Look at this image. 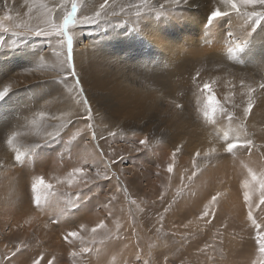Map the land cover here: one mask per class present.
I'll return each mask as SVG.
<instances>
[{
  "label": "rangeland",
  "instance_id": "1",
  "mask_svg": "<svg viewBox=\"0 0 264 264\" xmlns=\"http://www.w3.org/2000/svg\"><path fill=\"white\" fill-rule=\"evenodd\" d=\"M102 3L103 0H82L81 11L90 15ZM113 3L117 11L119 6H125L127 14L92 25H75L70 28V32L75 34L74 55L78 50L83 51L89 65L102 67L100 71L91 70L105 84L124 82L128 86L136 83L138 89L143 87L148 92L153 91L155 84L158 93L165 98L159 105L161 115L157 119L160 121L146 119L143 127L150 123V130L147 131H142V124H135L129 129L126 127L125 130L122 128L123 122L112 120L102 113L103 110H94L98 137H104L98 144L91 139L90 131L84 130L86 122L81 121L71 129L73 133H76L77 128L81 129L76 135L79 145H73L76 139L70 144L65 143L67 135L36 148H23V142H20V151L25 153L23 164L16 163L15 151L7 147L5 136L8 138L9 133H1L0 149L4 146L9 153L3 157L6 160L4 164H0V264H31L40 257H43L40 264H48L49 261L51 264H165V258L167 264H255L260 259V253L255 241V230L247 218L244 182L240 178L236 179L238 170L235 165L252 155L263 160L264 164V144H259L258 135L250 130L257 126L264 134V122L247 120L248 132L256 145L251 155L243 149L234 150L235 154L227 153L222 133L229 130L228 121L223 119L217 127H208V121L199 116L197 97L187 84V79L170 82L169 74L175 71L183 75L182 68L195 67H202L203 74L207 71L204 67L208 64L203 61L206 58L214 72L209 71L210 74L204 75L209 74L212 80H216L217 75L223 77L227 94L234 91L232 99L236 101L243 88L248 91V86L256 87L258 83L264 82V56L256 52L258 47L264 52V37L261 40L256 37L259 29L264 31V24L251 31L247 26L241 28L242 22L238 18L223 17L220 18L225 22L223 26L217 22L214 24L220 30L216 39L207 40L204 36L208 35L213 25V22L212 25L208 23L209 13L219 6L217 0H186L178 6L168 3V0H149V8L153 10L145 9L139 17L135 15V8L127 7L138 4L139 0H113ZM161 4H164V8H160ZM2 5L3 0H0V16L6 11ZM9 6L13 9L14 17L20 14L16 23H27L32 27L39 23L35 19V11L29 20L27 8L31 6L30 3L9 0ZM190 6L196 7L195 16L199 18L195 22L201 23L203 29L196 32L193 44L190 38L186 40L183 35L176 34V45L184 49L178 54V47H173L174 51L169 48L166 53V48L160 49L155 44L157 38L165 37H159L152 31L146 32V25L154 22L158 26L171 18L179 20L182 15L191 17L193 8ZM189 24L182 20L181 26ZM177 25L172 23L174 28ZM9 28L7 33L0 32V90L8 85L12 88L0 100L2 129L15 114V120L23 122L19 116L22 109H25L24 115L27 118L42 109L57 111L50 106L55 101L53 97L61 94L54 88L62 84L49 78L57 76V72L50 68H39L42 62L51 66L48 58L56 47L55 40L36 35L16 36L12 34L14 31L27 32L28 29L16 28L12 23ZM161 28L168 31L165 25ZM242 30L248 36L249 57L241 51L233 58L228 53L231 46L228 36L232 33L238 38ZM202 33L206 34L200 36ZM171 38L168 40L174 42ZM118 39L120 42L129 40V47L123 43L117 45ZM135 39L145 43L148 48L130 44ZM145 52H150L153 63L150 57H141ZM29 69H35V72ZM241 79L245 82L243 87ZM165 81L168 85L164 84ZM252 95L257 106L264 104V92L258 89ZM47 101L50 103L45 104ZM90 103L93 105L92 101ZM178 104L183 107L178 109ZM177 118L182 119L186 125V132H193L184 135L189 137V142L179 143L162 138L168 131L166 124L177 126ZM220 124L222 130L218 128ZM236 126L231 125L232 128ZM204 130L209 133V137L198 139L195 135ZM112 132L116 135H109ZM217 133L221 134L219 139ZM145 137L149 139L150 147L136 151L138 141ZM210 146L217 148L211 160L203 154ZM177 147L180 151L173 162L172 152ZM24 149L27 150L24 152ZM197 150L201 151L200 157H195ZM115 154L127 158L111 165L108 171L110 179H101L83 189L77 199L65 196L62 194L64 186H57L61 194H49L47 199L42 196L39 207L33 203L31 185L38 177L43 176L46 181L54 182L55 177L62 178L73 166H78L82 157H88L89 163H93L101 176H104L102 160L107 161ZM170 163H174L171 173L167 171ZM194 171L196 174L193 176ZM217 194L218 199L213 207L215 218L208 224L200 217L205 205ZM256 198L254 201L258 200ZM106 203L107 208L104 207ZM109 211L111 215H108ZM256 215L259 219L262 213L257 212ZM101 220L110 231L105 235V229L98 230L93 241L91 228ZM81 225L85 226L84 230H81ZM71 231H79L85 239L81 241L70 237L72 242H66L64 236ZM117 236L119 239H116ZM206 244L209 247L199 252L198 249L204 248ZM82 247L92 248L93 251L72 257L71 252L79 251ZM16 248H20L21 252L11 262L6 261L4 257Z\"/></svg>",
  "mask_w": 264,
  "mask_h": 264
},
{
  "label": "snow or ice",
  "instance_id": "2",
  "mask_svg": "<svg viewBox=\"0 0 264 264\" xmlns=\"http://www.w3.org/2000/svg\"><path fill=\"white\" fill-rule=\"evenodd\" d=\"M186 2V0H168V3L172 5H180ZM25 4H31L27 8L29 14V20L33 18V12L35 11L37 15L35 19L39 23L32 27L27 23H16L19 13L16 17L12 15L13 9L9 6V0H3V7L6 9L4 14L0 16V32L7 33L10 31L9 24L12 23L16 28L24 27L28 31H14L12 34L16 36L25 35H36L54 39L56 42V47L53 49L56 55V63L54 65H46L42 62L39 65L41 69L50 68L52 71L58 73L55 77H49L60 81L63 84V90L59 96L53 97L57 105H63L57 111H47L39 110L36 111L31 120V126L43 130V135L40 141L36 142L33 147H39L40 144L47 143L49 141L55 140L57 138L68 136V140L65 143H71L76 139V135L81 131L80 128L76 129V133H73L71 129L76 127V125L84 121L85 131H90L91 139L93 141H98L104 139L101 135L98 137L97 129L95 127L96 115L94 114L93 105L90 103L87 96L85 87L81 81L79 74V67L77 60L74 55V36L73 32H70V28L75 25H92L96 24L102 20H107L110 17H118L121 14H127V9L125 6H119V11L116 10L113 0H103V3L99 6L98 10L92 14H83L81 11L82 0H24ZM219 6H216L211 12L208 18V23L211 24L223 17H235L238 18L241 23V28L247 26L248 29L254 31L256 27L264 24V0H217ZM70 5V7H69ZM128 8H135V15L139 17L141 12L145 9L149 11L153 10L149 8V0H139L138 4L128 5ZM160 8H164V4L160 5ZM62 21V22H61ZM229 43L231 46L228 48V53L230 56L235 58L238 53L243 51L244 45L246 43L247 37L243 36L240 38H235L232 33L229 34ZM29 71L35 72V69H29ZM199 73L196 74V78H199ZM244 80L241 79L240 84L244 86ZM235 88V85H233ZM264 92V82H260L256 87L248 86V99L246 106L242 108L239 115L236 109L239 107L232 101L231 108L228 107L227 101L230 100L234 95L233 92H229L228 96L225 98V102L222 104L221 101L214 94L209 83L203 84V91L207 92V104L203 108V115L205 118L211 119L213 124L218 121L215 119L217 112L220 113L223 119H226L229 124V130L222 133V139L225 144V151L229 154H235L234 150L243 149L248 152L249 155L252 154L253 149L256 147L252 135L248 132L247 120L248 117L252 115L253 108L255 107V101L252 97V93L257 92V90ZM12 90L11 85L5 86L0 90V100H2L10 91ZM50 103L47 101L45 104ZM176 107L182 108V105H176ZM83 109V111H80ZM237 124L236 128H232L231 125ZM232 132V135H229ZM28 135V131H14L7 139V144L12 147L15 151V161L18 164L24 163V155L15 146V142L18 137ZM111 136H115L116 133H109ZM221 136L217 133V138ZM150 147V142L147 137L140 139L138 141V147L136 151H142ZM102 151V150H101ZM115 151V150H113ZM180 148L177 147L172 152V160L175 161L177 152ZM217 153V148L215 146H210L203 154L205 157L211 158ZM201 151L197 150L195 152V157H200ZM127 157L122 154H115L111 159L103 161L105 175L101 176L100 172L89 163L86 157H82L81 163L78 166H73L70 171L67 172L62 178L55 177L54 182H49L44 179L43 176L38 177L35 182L31 185L32 192L34 193L33 203L39 207L41 204L42 196L47 199L48 195L56 196L61 194L57 186H64L65 191L62 193L67 197H79L80 192L88 188L90 185L97 183L101 179H110L108 171L111 165L123 162ZM174 168V163H170L167 166V171L171 173ZM199 169H197L198 171ZM196 172L194 171L192 175L194 176ZM248 174L250 179L244 181V199L247 203V218L251 222V226L255 230V241L258 245V250L260 253V259L255 262V264H264V171L257 172L252 168H248ZM113 175H115L113 173ZM259 189L258 200L254 201L252 199L253 194L256 189ZM218 195L212 196L208 204L205 205L204 210L201 214V219H204L206 223L211 224L212 220L215 218V213L213 207L217 202ZM114 199V197H113ZM111 200L108 201L110 203ZM107 203L104 207L107 208ZM262 213L261 218L258 219L256 213ZM108 215H111L109 211ZM163 217H161V221ZM187 227V225L185 226ZM85 226L81 225V230H84ZM105 229V235L108 234L110 230H107V225L103 220H101L95 227L91 228L92 239L95 240V236L98 230ZM70 237L78 238L83 241L84 236L80 235L79 231H71L64 236L66 242L71 243ZM111 238V237H109ZM116 239H119L117 236ZM103 243V240L101 241ZM209 245H205L204 248L198 249L199 252L205 251ZM92 248L82 247L79 251L73 250L71 252L72 257H80L84 253L92 252ZM21 252L20 248H16L6 255L4 259L11 262L13 257L17 256V253ZM139 258V257H138ZM39 259L33 260L31 264H40ZM51 264V261L48 262ZM165 264H167V258H165Z\"/></svg>",
  "mask_w": 264,
  "mask_h": 264
},
{
  "label": "bare ground",
  "instance_id": "3",
  "mask_svg": "<svg viewBox=\"0 0 264 264\" xmlns=\"http://www.w3.org/2000/svg\"><path fill=\"white\" fill-rule=\"evenodd\" d=\"M190 8H193V10H191V12H192L191 13V17H189L188 15H186V16L185 15H182L179 20L178 19L171 18L169 21H165L163 24L158 25V26L154 22L153 23H149V24L146 25V27H145V31L146 32L152 31L156 35H158L159 37L160 36L161 37H163V36L165 37V38H157L158 41H156L155 44L158 47H160V49L162 47L163 48H166L165 49L166 50V53H168L167 51H169V48L171 49V51H174V48L173 47H178L176 45V41H178V39L176 38V34L183 35V38H186V40H187V38H190V40L192 41L190 43L193 44V42L195 41L194 40V36H195L196 32L199 33L203 29V26L200 25L201 23H196L195 22V20H197V18H199V17H196L197 15L195 16V14H196V12H195L196 7L190 6ZM133 10H135V9H133ZM210 15H211V13H209V16ZM175 18H177V17H175ZM182 20H186V21L190 22V24L187 25V26H181ZM205 20H207V19H205ZM216 22H217V24L218 23L219 24H222V26L225 24V22L222 21V20H220V19H219V21H217V20L216 21H213V25L211 24L212 26L209 28L208 33L206 32L208 35H205L206 33H202V34H200V36L201 35H205L204 37L207 40H214V39H216V37L218 36V32L220 31L219 29L217 30L215 28V25L214 24H216ZM172 23H175V24L178 23L179 26L177 25L178 27L174 28L172 26ZM164 25L167 27V30H168L167 32L161 28V26H164ZM162 30H163V33L161 32ZM243 36H246L247 39H248V36L246 35V33H245L244 30H242L239 33L238 38L243 37ZM170 37H172L171 39L174 42H171V41L168 40ZM177 37H179V36H177ZM256 37L259 38L260 40L263 39V37H264V31L261 30V29H259L256 32ZM152 38H155V37H152ZM180 39H181V36H180ZM122 43L125 45V47H129V40H126L125 39V41L120 42V40L118 39L117 45H121ZM130 44H132L133 46L141 47V48H148V46L145 45V43L143 44V42L142 43L141 42H137V39H135L134 41L130 42ZM81 45H83V44H81ZM126 45H128V46H126ZM182 49H184V47H181V46L178 47L177 53L180 54V52H181ZM121 50H122V48H121ZM249 50H250V46H249V44L247 43V40H246L245 46H244L243 51H242L246 57H249ZM78 51H77V54L75 55V58H76L77 63H78L79 74H80V77H81V81L85 84V87H86L85 90H86L87 96H88L89 100L92 101V103L94 105L93 106L94 107V110L96 112H99V110H103L102 113L105 114V115H107L112 120L118 121V122H123L124 125H122V128L125 129V130H126V127L129 129V128H133L135 126V124L136 125L142 124V126H141V129L143 128L142 131H147V130H150V123L147 124L145 127H143L145 125V121H147V120H149V121H153L154 120L155 122L156 121H160V120L157 119L158 118L157 116L158 115H161V111L159 110V107H160L159 105L162 104V101L161 100H163L165 98H164V95L158 93L155 84H153V87L155 89L153 88V91H151V92L146 91L142 87V84H141L142 89H138L135 86V85H137L135 82H133V83H135V85L129 84L128 86L127 85H124L123 84L124 82H121L119 84H105V83L101 82L100 78L95 73H93V71H92V70L100 71L103 68L102 67L101 68L100 67H94V66L89 65L88 64V61H87V57H86L85 52H83V51L78 52ZM256 52L258 54H261V55L264 56V52H263V50H262L261 47H258L256 49ZM182 53H186V52H182ZM141 57H143V58H149L150 57V61L152 62L150 52H145L144 54L141 55ZM48 60L50 62V65H54L56 63V55H55V52L54 51L49 54ZM154 61H156L155 58H154ZM203 61L206 62V64H208V65H206V67H204L205 69H207V71H205V73H209L210 74L211 72H209V71H213L209 67V62L210 61H208L206 58H204ZM192 62H194V61H192ZM181 70L184 73L183 75H180L181 73H177L175 71H172L169 74V81L170 82H176V81L178 82L179 79H181V78L182 79H185V80L187 79L186 80L187 84H189V87H190L191 91H193L194 94H195V96L197 97V106H198L197 108H199V111L198 112H199V116L200 117L205 118L204 115H203V108L207 104L206 97H207L208 94H207V92H204L203 91V84L204 83H209L210 84V86H211L214 94L217 96V98L221 101L222 104L225 102V98L228 96V94H227L226 88H225L226 82H225V80H224L223 77L221 78L220 76L217 75V79L216 80H212V78L209 77V74L204 75L205 73H203V74L201 73L202 72V67L186 68V69L185 68H182ZM176 73H177V75H176ZM197 73L200 74L199 75V78H196V74ZM178 75H180V76H178ZM182 81H180V82L183 83L184 81L183 82ZM164 84L168 85V82L165 81ZM139 85H140V83H139ZM183 87L184 86H182L181 88H183ZM55 89H57V91L59 93H61L62 90H63V85L62 84L61 85H58V87L54 88V90ZM184 90H186V88ZM187 91H189V90H187ZM19 93H21V89L19 90ZM15 96L18 97V94L16 93ZM252 97H253V99L255 101V107L253 108L252 115L249 116L248 118L250 120H252V121H255V122L261 121V120H262L261 122H264V104L261 105V106H257L256 99L254 98L253 95H252ZM247 99H248V91H247V89H244L243 88L240 91V93L238 94V97H237V99L235 101V103L237 105H239V107L236 109V112H237L238 115H239L240 111L242 110V108L244 106H246ZM232 101H233L232 98L227 101V104H228V107L229 108H231ZM20 106H21V104H20ZM61 107H63V105H57L56 101H54L53 105L50 106V108L57 109V110H59ZM28 111H30V109H28ZM20 112L21 113H20L19 116H21L23 118V122H21V120L20 121H18V120L16 121L15 120L16 114H15L14 117L12 116L13 117L12 119L8 120L5 123V124H7L6 125L7 127L4 124L5 127L3 129L0 128V130H1L0 131V136H1V133L4 134L5 132H7V134L9 133V135H11V130H12V132H14V131H28V135H24V136L18 137L17 138V141L15 142V146L19 150H21L20 145H19L20 142H23V145H21L23 148H26V146H28L30 148L36 142L40 141V138L43 135V130L42 129L35 128V127H32L31 126V123L30 122H31L33 116H31V118L25 117V115H24L25 112H26L25 109H22V111H20ZM28 113H30V112H28ZM94 114H96V113H94ZM98 118L99 117H97V119ZM205 119L208 121L207 122V126L208 127L211 126L210 128H212L214 126L217 127L218 122L223 120V118L221 117V115H220L219 112H217V114L215 116V119L218 121L216 123V125L213 124V122H212L211 119H208V118H205ZM163 120H164V118H163ZM143 121H144V123H142ZM11 122H13V124ZM175 122L178 123L177 126L176 125H173V124H168V123L166 124V126L168 128V131H167V134H165L162 138L163 139H165V138L173 139V141L175 140V141H177L179 143L180 142L181 143H184V142L186 143L187 141L189 142V137L188 136L186 137L184 135L193 134V132L192 133L186 132V128L187 127L183 123L182 119L177 118ZM13 126H14V128L16 130H14ZM162 127H164V126H162ZM218 128H221V130H222L223 129V126L220 124L218 126ZM175 130H178V131H181V132H175ZM250 130L252 132H255V135H258V137H259V139H258L259 144L260 143H263L264 144V136H263L264 134H263V132L257 126H255L253 129H250ZM208 134L209 133L204 130V132L197 133L195 136H197L198 139L199 138H203V137L206 138V137H209ZM5 139H8V138L5 136ZM78 141L79 140L76 137V142H73V145L75 143L77 144ZM81 142H83V141H81ZM78 145H79V143H78ZM82 146H84V145H82ZM7 147H8V149L9 148H12V147H9L8 144H7ZM262 147H260V148H262ZM90 148H91V146H90ZM263 149H262V151H263ZM26 150L24 149V152ZM8 153H9V151L6 150L4 148V146H3L2 149H0V164H2V165L4 164V162L6 160L3 157L5 155H7ZM263 156H264V152H263ZM95 157L96 156H94V158ZM262 162H263V160L261 161V159H258L254 155L249 156L248 158H245L244 161L241 164L238 163L237 165H235L236 166L235 168L238 170V175L235 176L236 179L237 178H240L243 182L246 179H250V176L248 174V168L249 167L252 168L254 171H257V172L264 171V164ZM92 165H93V163H92ZM0 168H1V166H0ZM8 168H9V166H8ZM230 169H232V168H230ZM227 170L228 169L226 168L225 171H227ZM258 190L259 189L257 187L255 193L252 196V199L253 200L256 197H258V195H259ZM236 194L238 196V193H236Z\"/></svg>",
  "mask_w": 264,
  "mask_h": 264
}]
</instances>
